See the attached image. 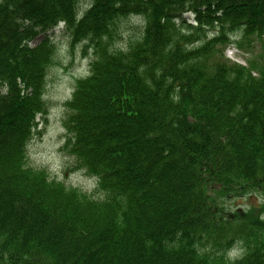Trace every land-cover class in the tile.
<instances>
[{
    "label": "trees",
    "instance_id": "trees-1",
    "mask_svg": "<svg viewBox=\"0 0 264 264\" xmlns=\"http://www.w3.org/2000/svg\"><path fill=\"white\" fill-rule=\"evenodd\" d=\"M61 21L94 56L63 145L92 191L29 163ZM239 37L264 41V0H0V264H264V56L230 59Z\"/></svg>",
    "mask_w": 264,
    "mask_h": 264
},
{
    "label": "rangeland",
    "instance_id": "rangeland-1",
    "mask_svg": "<svg viewBox=\"0 0 264 264\" xmlns=\"http://www.w3.org/2000/svg\"><path fill=\"white\" fill-rule=\"evenodd\" d=\"M141 28V24L135 18L122 21L116 45L128 46L139 36ZM59 36L56 57L47 76L45 98L49 108L46 116L48 121L40 116L41 121L37 125L35 136L28 147L29 163L33 167L47 169L53 177L67 185L92 191L96 187V179L88 176L84 170L75 168V158L64 151L63 145L67 133L64 127L65 103L72 97L77 79L88 75L94 56L92 51L85 52L80 45L71 47L67 35L60 34ZM237 39L241 41L242 46H230L226 50V55L229 58L246 64L251 59L259 60L264 56V41H242L241 37ZM253 43H256L257 46L252 52L250 44ZM250 201L261 202V199L254 196L250 200L237 201L236 203L239 207H244Z\"/></svg>",
    "mask_w": 264,
    "mask_h": 264
}]
</instances>
